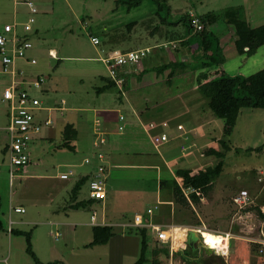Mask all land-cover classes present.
Segmentation results:
<instances>
[{
	"label": "rangeland",
	"instance_id": "rangeland-1",
	"mask_svg": "<svg viewBox=\"0 0 264 264\" xmlns=\"http://www.w3.org/2000/svg\"><path fill=\"white\" fill-rule=\"evenodd\" d=\"M34 2L37 12L32 15L28 13L26 7L21 5L14 6L12 0H0V30H2L4 24L12 23L13 21L22 24L32 15L34 18L32 27L38 28L41 32L39 36L33 35L31 37L33 44L31 55L36 59V65L24 68L28 72L42 74V77L45 78L42 89L44 88L46 92L34 91V95L45 103V107L62 106V100H64L63 106L68 107V102H73L77 99L80 101L81 107L120 108L125 118L132 116L130 108L127 107V102H129L127 96H130V94L137 96L140 99V103L146 97L149 100L148 105L152 106L156 119H161L159 117L170 111V106L172 105L180 111L182 106L177 102L178 98L176 97L181 90L186 89L192 83L193 79H182V77L173 73L170 74L168 79L170 80L174 75L171 79V85L165 82V78L161 84H155L154 87H152L153 84L148 87L143 86L135 89L128 86L124 91L113 88L99 94L96 86L103 85L104 81L101 82L98 75L107 77V71L99 57H106L109 53L108 55L104 54V52H100L99 46L94 47L91 44L88 31L97 36L98 43L94 45H99L100 40L101 43L105 41V44L114 43L113 41L108 42L111 34L109 31H105L108 24L113 26L116 30L114 33L122 35L124 38L122 41H119L118 37L113 39L118 40L113 48L118 49V52H130L136 51L138 48L150 47L140 62L133 65L136 68L140 64L141 67L148 69L153 65H160L162 62L158 49H156L158 46L155 45V39L159 42L166 41L163 36L166 33H169V35H185L186 25L184 19L189 11V14L195 13L198 15L208 12L218 13L217 26L215 25L211 28L215 37H218L220 33H225L220 30L225 25L223 24L225 19L220 15L225 14L230 9L242 8V13L245 14L246 19H250L248 23L251 27L264 23V0H157L155 4L160 6L158 15L155 14L156 7L151 0L143 1L141 5L132 8L127 13L124 12V5L117 2V0H34ZM86 19L90 21H85ZM161 19L166 23L176 22L177 24H164L163 27L160 24ZM158 24H160L161 28L156 32L154 28ZM221 25L223 26L221 27ZM17 29L18 31L22 30L21 27ZM107 32L109 33L107 34ZM188 37L194 43L196 39L194 34L192 33ZM230 44L224 47L225 63L222 65L224 75L248 76L264 67V46L258 48L251 56L247 54L241 56L234 53L235 50L234 48L231 49ZM51 48L58 52L57 58L54 55L52 57L48 55V50ZM166 48L169 47L166 46ZM97 49L98 56L95 53ZM192 49V47L184 48L178 53L181 54L179 57L184 59L187 64L193 62L190 56ZM179 64L180 62L177 64L173 62L168 69H177V73L180 72L182 74L186 72V74H194L195 71H191L188 65V67L183 65L180 67L177 66ZM124 68L121 70L125 71V75L128 69H126L127 66ZM173 72H176V70ZM216 72L209 71L208 75L215 76L217 75ZM164 73V70L158 72V70L154 69V73L151 74H157L158 77H162ZM199 74L201 73L197 72L194 76L199 78L201 76ZM2 79L0 76V97L5 83ZM144 94L146 95L144 96ZM194 95L197 96L195 93ZM194 95L190 96L194 98ZM186 98H189V96ZM201 99L203 104L199 102V110L202 109L200 106L207 107L206 100L203 97ZM57 112L41 111L38 117L44 119L49 114L53 119ZM6 114L7 105L0 101V127L7 122ZM84 114H88V120L90 121L87 120L89 122L87 129H92V114ZM217 120L211 121V124L202 130L205 133L204 135L210 139H206L204 136L205 142L200 145L199 152L192 154V157H186L183 165V167L185 166L183 169H189L193 172L196 169L204 170L207 167H212L222 160L223 165L220 176L216 178L210 189L205 193H196L192 190L181 188V193L187 201V205L182 206L171 196L174 195V183L180 184L175 178V174L161 173L159 174V180L155 176H150V179L139 180L137 179L138 175L135 174L138 171L113 169L112 171L117 177L113 179L111 176L108 180L109 186L107 189L110 191L107 192L106 202L107 213L110 215L111 221H132L135 212L144 215L146 209L144 203L140 204L143 206L136 208L135 203L138 202V198H136L137 194L133 196V193H141L144 189L152 190L155 187L159 191V181L165 180L167 187H169L166 191H171L169 195L173 201V211L171 208H163L157 222L154 223L165 226L173 224V227L192 228L198 231L205 230L220 236L225 232H230L235 237L229 241L228 256L222 258L215 255L213 251L211 254L206 253V248L200 245L199 238L192 240V235H188L185 249L178 247L170 250V243L157 244L158 242H155V232L148 227L144 229L146 230V250L144 261L140 264H264V253H259L255 244L249 243L248 237H252L254 234L250 236L248 231L246 235L244 231L246 227L242 226L241 228L236 222V219H239L243 224L254 227L258 223L261 225L263 217L260 216L256 209L252 207L248 209L247 207L243 211L249 212L245 215L242 213L235 219L234 216L237 214H234L235 206L231 201V198L237 192L244 189L251 195L253 202L264 211V109L241 110L229 135L225 134L223 121ZM164 124L169 127L168 122ZM162 125L163 123L160 125L161 128H157L153 135H160L164 132L170 140L171 127L168 130H164ZM43 129L41 134L44 131L51 130L50 127H44ZM176 129L183 131L184 128L177 126ZM136 130L143 137L142 132L138 129ZM99 136L98 134L95 141L99 139ZM6 142V134L0 130V264H47L49 262L58 264L137 263L141 258L140 230L143 228H129V230L114 227V235L109 242L104 245L87 248L85 245L92 240V227L81 224L55 227L48 223L50 220L64 218L65 214L56 215L43 207V193L44 188L48 186L47 181L36 176L29 179V181L25 180L21 184L23 188H20L19 182L22 177L17 176H21L24 170L29 168V170H35L31 171L33 172L32 174L42 175L46 171L49 172L56 164H60L62 167L52 170L53 175L55 173L58 174L56 175V180H52L51 184H55L57 187L60 184L68 185L70 180L77 176L79 170L85 169V167L90 165V163L81 165L84 158L83 152L77 151L74 153L66 148L56 149L54 144H46V147L43 148L41 143L37 144L36 142L30 149V163L22 168V172H13L12 176H10V189L8 183L9 167L7 157L2 149ZM103 143L98 144L102 147ZM62 145L63 143L58 145V147H62ZM131 145L134 148H139V146H133L134 144ZM142 146L151 150L157 156V160H159V155L152 151L154 145L152 146L147 141ZM176 147H179V144H176ZM258 147H261V149L257 150ZM209 149L220 152L223 158L207 154L206 152ZM99 150V152L95 153L97 167L98 165H103V163L105 164V160H107L102 149L99 148ZM174 153L177 154L176 150H174ZM98 154L102 155V161L98 159ZM193 158L196 161L192 160ZM70 163L72 168L67 165ZM64 165L67 166L63 167ZM68 171H72L73 175L69 176ZM63 172L67 173L64 174L68 177L66 181H62L58 177ZM131 172L134 173L130 174ZM10 190L11 194H9ZM193 194L196 195L197 200L195 201L191 198ZM9 196L12 199V206L21 203L25 206V213H18L22 215L15 214L14 210L11 212L12 220L22 217L23 219L30 218L36 221L34 225H23L20 227V230L29 235L10 232L11 229H19V227L10 224L11 222L7 221V215L4 213L5 204ZM150 199L148 203L152 204L155 201V195ZM65 213L70 214L69 218L77 216L79 223L85 224L89 221L90 212L88 209H80L73 213L67 211ZM69 218L67 217L65 221H69ZM240 228L242 229L241 231ZM138 229L140 230L137 231ZM56 232L58 234L55 235L54 233ZM26 236H29V238ZM57 237H59L58 240H55ZM188 239L192 242L191 245L188 244ZM29 243L35 258L27 251V244Z\"/></svg>",
	"mask_w": 264,
	"mask_h": 264
},
{
	"label": "crops",
	"instance_id": "crops-1",
	"mask_svg": "<svg viewBox=\"0 0 264 264\" xmlns=\"http://www.w3.org/2000/svg\"><path fill=\"white\" fill-rule=\"evenodd\" d=\"M34 5H35V2H34ZM21 6H24V5H21ZM26 9L28 13L31 14L30 10L27 7ZM124 9H125L124 12L126 13L129 12L127 11L125 6H124ZM239 9L241 11L242 19H244L246 23L251 27V25L248 23L250 19H246L245 14L242 13L243 11L242 8H239ZM188 13H190V11ZM85 21H90V20L86 19ZM12 23L18 24V22L16 21H13ZM6 24H11V23H6ZM216 24L217 23L213 24L212 26L210 25L208 30L212 32L211 28L215 26ZM223 24H225L224 28L220 30L225 33L218 34L219 38L218 37L216 38L218 39L219 47L222 49V52L224 55V47L228 46L229 43H231L230 44L231 49L234 48L235 50L234 41L236 39V35L234 32V27L231 24H229L228 22H225ZM263 24H260V25H263ZM222 26L223 25H221V27ZM18 27L22 28L20 22L17 28ZM17 28H16V31L20 35L28 37L30 41L33 35L39 36L41 33L39 29L35 27H32L31 30L27 33L23 32V30L18 31ZM106 30L109 31L111 34L109 35L108 42L113 41L114 43L105 44V41L101 43V40L99 39L100 40L99 45H94L91 42V38L92 37L97 38V36L93 35L91 32L88 31L89 33L88 37L90 39L91 44L94 47L99 46L100 52H104V54L108 55V53L111 54L113 51L118 52V49H113L114 46L117 44L116 42H118V40H113V39H117L118 37L119 41H122L124 38L122 35L114 33L116 32V30L113 28V26H110L109 24L107 25L105 31ZM109 32H107V34ZM155 40H156L155 45L158 46L156 49H158V54L159 56H161V60H162L160 65H157V66L153 65L152 67L148 69L141 67L140 64L137 67L135 66L136 68H134L133 65L127 66L126 69H128V71L125 73V75H124V72H125L124 70H121V72L118 73V75L121 77L120 79L123 80L125 87L123 86V83L120 86L116 84L115 87H109L108 82H107L108 77H109L108 72H107V77H105V75L99 74L98 76H99L100 81L101 82L104 81V83L101 86H96L97 88L96 90L100 94V93H105L108 90H112L113 88H118V90L124 91L125 88H128V86H131L129 88L135 89V88H139L143 86L148 87L149 85L153 84L152 87H154L155 84H161L164 81L163 79L165 78H166L165 82L166 83L168 82V85H171L172 84L171 79L174 77L175 74L179 77H182V79L184 78L186 80L192 78L193 79L192 83H190L186 87V89L181 90L176 97L178 98L177 102H179L182 106L180 107L181 108L180 111L177 110V108L172 105L170 106L171 108L170 111H167L166 114L159 117L161 119H156L152 106L148 105L149 100L145 97V99H142L143 102L140 103V99L137 98V96H135L134 94H130V96H127V99H129V102H127V107L130 108V112L132 114L130 118H125L122 114V109L120 108H113V107L105 108L102 106H94L93 108L81 107L80 101L77 99H75L73 102H68L69 103L68 107L63 106L64 100H62L61 101L62 106L47 107L50 110H44L46 112H50V111H58V112L56 113V116L53 119L49 116V114L44 118V119L46 118L50 119L52 121V125L50 126L51 130L44 131L43 134H41L42 131L44 130L42 129L40 133L41 135L33 141L32 145L37 142V144L41 143L42 144L41 147L44 148L46 147V144H54V146H56V149L66 148L69 151H73L74 153H76L77 151H79L80 153L83 152L82 154L84 155V158H83V162L81 165H83V163H86L85 162L86 159L90 161L89 162L90 165L88 166L86 165L87 167H85V169L79 170L77 172V176L73 177L70 180L68 185L60 184L58 187L55 184H51L53 181L56 180V175L58 174V173H55V175H53L52 170H57L58 167H62L60 164L54 165L52 169L49 170V172L46 171V173L42 175L32 174L33 172L31 171H35V170H29V168L24 170L23 172H22L23 169H20L18 171V172H22L21 176L19 175L17 176V177H22L19 182L21 189L23 188V185L21 184H23L25 180L29 181V179L36 177V176H38L40 179L47 181L48 186L44 188V193H43V196H44L43 201H42L43 207L46 210L49 209L50 212H54L56 215H59L60 213L65 214L64 218H59L57 220H50L48 222L49 224H52L55 227L56 226H59V227L69 226L71 224H74V225L81 224V225H87V226L92 227V231L97 226H109L111 228V232L113 235H114V232H113L114 227H119L121 229L122 228H125V229L137 228L133 224V219L132 221H128V222H118V221L110 220V215L107 213V202H106L107 192L110 191L109 189H107L109 186L108 180L111 176L113 179H116L117 177L114 171L112 170L121 169V170L138 171V173H135V174L138 175L137 179L139 180L148 179L150 176L151 177L155 176L159 180V177H160L159 174L161 173L163 174L169 173V174L174 175L176 170L185 168V166L183 167V165L185 162L184 159L186 157H192V154L194 155L199 152L200 145L205 142L203 137L204 136L206 137V135H204L205 133L202 130H204V128L207 125L211 124L210 123L211 121L212 122L218 121L211 114L208 107L203 105L204 107L200 106V108L202 109L199 110V102L202 104L203 102H202L200 93H198V88L200 84L205 82V80L203 81L201 79V77L205 73L207 74L209 71L210 72L219 71V73H221L223 72V67L217 66V67H212L209 69L196 70L194 74H186L187 72L183 74L180 72L177 73L178 70L173 69L174 71L176 70V72H173L174 75L170 80H168L170 77L169 73L171 72V70L169 69L164 70L165 73L162 77H158L157 74L152 75L151 73H154V69L158 70V72L162 71L160 70L162 66L171 64L173 62L174 63H178V62L186 63L184 59H181V57H179L181 54H178V53L182 51L184 48L190 47L189 45L185 43L181 44L178 41L159 42L157 39ZM166 46H168L169 48H166ZM148 48L150 49V47H145V48H138L136 50L148 49ZM32 49H33V44H32L31 51L29 50L30 52L29 51L27 52L28 56L33 57L31 55ZM95 53L97 56L99 55L98 49L95 50ZM234 53H236V51ZM48 55L51 57L52 55H54V57L57 58L58 52L55 49L51 48L48 50ZM241 56H245V55L241 54ZM101 58L103 57H99V60ZM263 68L264 67H262L261 69ZM23 70H24L25 77L28 78L29 80H32L36 75L37 76L39 75V73L28 72L27 69H23ZM197 72L201 73L199 74L201 75L199 78H196L194 76L197 74ZM215 76L208 75V80L214 78ZM105 86H107L108 88L105 89ZM164 89L167 90L165 87ZM44 92L46 91L43 88L41 93H44ZM194 93L197 94V96H195ZM145 95L146 94H144V96ZM190 95H194V98H192ZM187 96H189V98H186ZM43 104L45 103L43 102ZM196 109L198 110V112ZM84 113L92 114V119H91L92 129H89V130L87 129V125L90 121L88 120V114H84ZM120 117H122V119H120ZM165 122H168L169 127H171L170 140L161 146L154 147L152 144V140H151L152 136L155 133V130H157V128L159 127L161 128L160 125ZM97 123L99 124V135H100L99 138H102L104 140V143L102 147L100 146V149H102L107 159L105 160V164L103 163V166L105 168V175H106V181H105L106 197L103 201L92 200L89 198V194H88L89 179L97 170V159H95V153L100 151L99 148L97 149L93 145L95 142V139L98 137L97 132H96ZM177 126H182V128H184L183 131L176 129ZM119 127H122V129L119 130L118 129ZM136 129L142 132L143 137L139 135V131H137ZM67 132H68V135H67ZM207 138L209 137H206V139ZM147 141H149V143L154 147L153 148L151 146L152 151H154L156 154L159 155V160H157L158 159L157 156H155V154L152 153L151 150H149L148 148H145V146L144 147L142 146L143 144L147 143ZM61 143H63L62 147H58V145H60ZM66 143L68 144L69 148L65 146ZM131 144H134L133 146H139V148L137 147L134 148L132 147ZM176 144H179V147H176ZM174 150H176L177 154L174 153ZM194 159L195 158H193L192 160ZM182 160H183V163L181 164ZM158 161H160V163H158ZM67 165L68 167L72 168L71 163ZM66 166L64 165L63 167H66ZM162 169L164 170L161 171ZM198 170L199 169H196L192 173H195ZM36 171H39V170H36ZM8 173H9V169H8ZM133 173L134 172H131L130 174H133ZM64 174H67V173L63 172V173H60L58 176L59 179L62 181H66L68 179V177L65 179L60 177L61 175H64ZM68 175L72 176L73 172L68 171ZM8 183L11 189L10 173H9ZM160 185H162V187H160ZM166 189H169V187H167L166 181L160 180L159 181V191L155 187V188H152V190L144 189L143 191H141V193L139 192L133 193V196L137 194L136 198H138V202L135 203L136 208H138L139 206H143L140 204L144 203V207L146 209L144 212L145 214L143 213L144 215H142L143 217H146V210L148 208L150 207L155 208L151 215L152 223L157 222V219L160 216V212L161 210H163V208L165 209L171 208V210L173 211V201L171 200V197L169 195L171 191L170 190L166 191ZM162 191L163 192L165 191V192L163 193ZM9 194H11V190ZM153 195H155V201L152 204H150L148 202H150L151 200L150 198ZM171 196L173 197V195ZM16 207L23 208L24 213H25L24 204L21 203V204H17L16 206H12V199H10V196H9V199L7 200L5 204L4 213L7 215V221L11 222L10 224H12L13 226L15 225L19 227V229L17 228L11 229V233H14L15 230L23 232V230H20V227L23 225L28 226V225L36 224V221H33V219H30V218L23 219L22 217H18L15 220H12L11 212ZM80 209H88L90 212L89 221L85 224L79 223L77 216H73L69 218L70 214L65 213L67 211H70L71 213H73L74 211H77ZM155 211H157V213H155ZM15 214L22 215L18 213H15ZM135 214L140 215L137 212H135ZM67 217L69 218V221L68 220L65 221ZM159 226H165V225L160 224ZM167 226H173V224L167 225ZM54 234L56 235L58 233L56 232ZM59 237H60V234H59ZM59 237L55 238V240H58ZM154 240L155 242H158L156 241L155 237H154ZM89 244L90 243L85 245V247L87 248L90 247ZM157 244H163V243L158 242Z\"/></svg>",
	"mask_w": 264,
	"mask_h": 264
},
{
	"label": "built area",
	"instance_id": "built-area-1",
	"mask_svg": "<svg viewBox=\"0 0 264 264\" xmlns=\"http://www.w3.org/2000/svg\"><path fill=\"white\" fill-rule=\"evenodd\" d=\"M14 5H24L33 15L37 12L34 2L32 0H13ZM32 15L25 23H22L23 32H29L34 23ZM191 17V27L195 31H201L203 26L200 20L194 15L189 14ZM18 24H4L0 32V76L3 78L4 86L1 93L0 101L7 105V122L4 126L0 127L7 137V142L4 145L3 151L7 157V163L9 167L10 176L13 172H18L23 167L27 166L30 161V149L33 141L38 138L44 127H50L52 121L50 119H42L38 117V114L44 110H50L44 106L43 102L39 100L34 91H42V85L45 82V78L42 76H35L32 80H29L24 75V68L36 65V59L28 56L27 52L32 48V43L29 38L20 35L17 31ZM93 44H97L98 40L95 37L91 38ZM148 52V49L136 50L130 52H113L106 57L101 58V62L105 65L108 76L117 85H121L123 80L118 77V73L125 66L135 65L140 62ZM53 56V55H52ZM122 119V117H120ZM167 125V124H166ZM163 123L162 128L168 130ZM154 128V127H152ZM119 130L122 127L118 128ZM96 132L99 134V124H96ZM152 144L154 147L163 145L169 141L168 135L164 132L160 135L152 136ZM104 140L99 138L94 142V146L97 147L98 143H103ZM98 159L102 161V155H97ZM86 163L89 160L86 159ZM61 178H67L66 175H61ZM106 175L103 165H98L96 172L90 177L88 182V194L89 198L95 201H103L106 197ZM197 193V192H196ZM232 204L235 206V213L238 215H245L249 211H243L245 208H255L257 204L253 202V198L247 190H240L231 198ZM155 208L150 207L146 210V217L142 215H134L133 224L135 227L151 228L155 232V239L160 243H170V250L178 247L185 249L189 231H195L199 238V243L203 248H208L207 244L202 241V233L196 229L173 227V226H159L151 222V215ZM15 213H23L24 209L14 208ZM260 216L263 217L262 223H258L256 226L243 224L242 221L236 219L238 225L246 227L244 229L246 235L248 231L250 236L248 237L249 243L255 244L259 253H264V211L259 207ZM256 227V228H255ZM182 229L184 232V239L181 242L174 241V229ZM240 228V231L242 230ZM225 242L220 245H216L212 250L215 255L225 258L228 256V244L229 241L235 237L230 232H225L221 235ZM247 238V237H244ZM252 239V240H251ZM222 245V246H221Z\"/></svg>",
	"mask_w": 264,
	"mask_h": 264
},
{
	"label": "trees",
	"instance_id": "trees-1",
	"mask_svg": "<svg viewBox=\"0 0 264 264\" xmlns=\"http://www.w3.org/2000/svg\"><path fill=\"white\" fill-rule=\"evenodd\" d=\"M143 1L144 0H117V2L126 7L127 11L141 5ZM151 1L156 7L155 14L158 15L160 6H157V4H155L157 0H155V2L154 0ZM194 15L200 20V23L203 26L201 31L197 32L191 27V17L189 13H187V17L184 19L186 25L185 35H169V33L163 35L166 41H178L181 44L185 43L193 48L191 53L193 62L190 64L180 63L177 66H189L188 68H191V71L209 69L217 66L221 67L225 63V57L223 55L222 49L219 47L218 39L213 35L211 31L208 30L210 25L212 26L217 22L216 20L218 19L219 14L215 12H208L201 16H198L196 14ZM220 16L225 19L223 20V22H228L234 27V32L236 35L234 47L238 55L247 54L248 56H251L257 51L258 48L264 46V24L255 28L250 27L246 23V21L242 19L240 9H230L228 12ZM160 24L163 26L164 24L176 25L177 23H166L163 19H161ZM160 24L155 27L156 32L157 30H159V28H161L159 26ZM191 33H194V37H196L197 39H195L194 43L191 42L188 37L189 35H191ZM169 66L170 64L162 66L161 70H166L169 68ZM173 71L174 70L172 69L169 73V76L173 73ZM216 73L217 75L210 80H208V73H205L201 77V79L203 81L205 80V82L200 84L198 92L200 93L201 97L206 100V105L214 118L223 121L225 134L229 135L237 121V118L240 115L241 110L264 109V68L248 76H228L224 75L223 72H221L220 74L219 72ZM39 76H42V74H39L38 77ZM118 77L121 78L119 75ZM107 82L109 87L116 86V83L109 77ZM106 88L108 87L105 86V89ZM65 146L68 147V144L66 143ZM100 146L101 145L99 144L96 148H100ZM260 149L261 147L257 148V150ZM207 153L213 154L218 158H223L222 154L214 149H209ZM222 163V160H220L216 165L207 167L204 170H198L195 173H192V171L189 169L176 170L175 178L180 184H177L176 182L174 183V200L179 205H187V201L181 193V188L192 190L197 193H205L208 189H210L212 183L216 180V178L220 176L222 172ZM195 196L196 195L193 194L191 197L193 201L197 200ZM197 198L199 197L197 196ZM253 209H256L260 214L258 206ZM139 230L140 229H138L137 231ZM14 233L29 235L25 232L16 230ZM140 234L141 258L137 261L136 264H140L144 261V253L146 250V230L141 229ZM112 236L113 234L109 226H97L92 231V240L89 246L104 245L109 242ZM26 237L29 238V236ZM27 251L31 256L34 257V254L31 251L30 243L27 244ZM47 264L58 263L49 262Z\"/></svg>",
	"mask_w": 264,
	"mask_h": 264
},
{
	"label": "bare ground",
	"instance_id": "bare-ground-1",
	"mask_svg": "<svg viewBox=\"0 0 264 264\" xmlns=\"http://www.w3.org/2000/svg\"><path fill=\"white\" fill-rule=\"evenodd\" d=\"M184 230L182 229H174V241L177 242H181L184 239ZM202 233V241L204 244L208 245L207 249H213L216 247V245H220V243H224L225 239H223V237H221L220 235H214L210 232L207 231H201ZM222 246V245H221Z\"/></svg>",
	"mask_w": 264,
	"mask_h": 264
},
{
	"label": "water",
	"instance_id": "water-1",
	"mask_svg": "<svg viewBox=\"0 0 264 264\" xmlns=\"http://www.w3.org/2000/svg\"><path fill=\"white\" fill-rule=\"evenodd\" d=\"M188 235L189 236L192 235V240H197V238H198V235L194 231H189ZM188 242H189L188 243L189 245L192 244V242L190 241V239H188ZM189 247H191V246H189ZM205 252L208 253V254H211L212 250L206 249Z\"/></svg>",
	"mask_w": 264,
	"mask_h": 264
}]
</instances>
